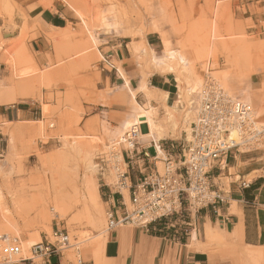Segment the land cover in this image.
<instances>
[{"label": "rangeland", "instance_id": "rangeland-1", "mask_svg": "<svg viewBox=\"0 0 264 264\" xmlns=\"http://www.w3.org/2000/svg\"><path fill=\"white\" fill-rule=\"evenodd\" d=\"M65 1L74 8L78 23L46 33V45L41 51L30 45L33 35L24 25L20 27L18 37L8 39L2 36L0 24V113L17 106L30 112L28 117L20 115L15 121L0 117V215L3 213L4 219L13 225H7L0 217V234L16 235L23 244L30 236H39L41 240L43 236L50 238L55 228L64 229L71 246L63 250V254L77 261V254L91 249L90 244L97 235H106V213L110 203L104 196L105 182L115 183V169L111 162L104 172L97 166L88 170V158L68 151L63 142L85 143L96 154L92 157L95 164L97 153H110L107 148L111 146L110 142H98L103 134L102 120L98 116L89 118L97 112L95 106L99 104L101 94L114 90V84L118 83L114 69L104 59L110 60L116 68L120 67V62L110 59L108 54L126 45L129 55L137 61L142 79L154 71L175 74L178 91L182 90L188 96L184 106H178L175 124L165 120L163 103L166 100L160 94L150 103L156 110V121L163 127L159 140L162 147L169 146L170 142L182 144L185 138L189 139L208 61L213 78L220 80L231 97L248 103L256 120L262 124L264 0ZM11 15L0 8L2 21L9 20ZM212 42L225 43L232 49L229 53H218L215 60L208 51L205 50L206 55L203 51V44L211 45ZM201 51L204 52L202 58ZM237 56L241 59L239 68L230 63ZM164 57H169L172 70L155 66L154 58ZM193 58L199 79L195 88H192L194 82L189 75ZM17 85L21 86L20 90ZM14 97L17 98L12 102ZM136 97L140 105L148 107L142 93ZM258 97L261 104L256 109ZM191 98L194 108L191 115L185 117L186 103ZM171 103L172 100L165 104ZM128 113L126 119L132 114L130 108ZM90 120L92 122L87 125ZM142 131H147L145 125ZM146 141L149 139H139V144L146 146ZM235 155L238 167L252 169L245 179L264 177V146L228 156L227 164L235 163ZM162 165L157 162L159 171ZM229 173L235 175L234 180L239 178L235 168H230ZM224 175L223 170L220 181L227 186L231 179ZM89 177H94L97 182L101 207L100 215L93 218H87L83 205L77 202L78 188L82 190L84 180ZM121 191L129 206L127 190ZM55 201L63 202L64 207H57ZM262 236L256 247H237L236 264H264V257L252 259L248 255L249 249L264 250V233ZM220 241H216L217 244Z\"/></svg>", "mask_w": 264, "mask_h": 264}, {"label": "built area", "instance_id": "built-area-1", "mask_svg": "<svg viewBox=\"0 0 264 264\" xmlns=\"http://www.w3.org/2000/svg\"><path fill=\"white\" fill-rule=\"evenodd\" d=\"M104 61L114 68L112 63ZM197 97L196 118L189 139L185 138L182 144L171 142L168 149L159 144L161 151H158L155 143L150 141L153 154L149 155L146 150L150 145L140 146L139 129L132 128L111 153L97 155L100 172L113 162L116 181L113 185L105 182V187L114 188L120 195V210L109 208L106 213L107 229L124 224L148 228L151 223H163L172 230L169 235L172 239L181 240L190 236L188 227L192 226L193 216L199 210L206 207L215 210L225 202L224 190L215 181L217 175L214 176L212 171L224 170L228 156L242 150L260 149L264 142V127L254 123L253 109L248 103L231 97L213 80L208 67ZM232 129H236L241 143L226 138ZM137 160L141 161L140 166L146 162L151 168L139 171L140 175L132 180L135 167L139 169ZM158 161L163 164L160 171ZM121 189L127 190L129 206ZM70 246L67 231L59 228L52 231L50 238L45 237L25 250L18 236L0 234L4 264H50L53 257L61 256ZM77 256L80 263L79 254Z\"/></svg>", "mask_w": 264, "mask_h": 264}, {"label": "crops", "instance_id": "crops-1", "mask_svg": "<svg viewBox=\"0 0 264 264\" xmlns=\"http://www.w3.org/2000/svg\"><path fill=\"white\" fill-rule=\"evenodd\" d=\"M9 1L14 7V11L9 20L2 21L0 19L2 36L8 39L18 37L20 27L24 25L26 31L33 35L30 45L33 49H35V46L38 47V51H41L46 45V33L65 29L68 24L73 26L78 23L73 9L65 0ZM167 45L169 47V44ZM108 56L110 59L120 62V67L129 79L130 87H137L142 79L141 71L135 58L129 55L126 45L125 48L115 49ZM113 69L117 75L118 83L114 84L115 89L112 90V93L110 91L101 94L99 104L95 106L97 112L89 118L98 116L99 120L110 127H119L129 115V105H126L128 104V91L121 86L123 79L118 76L115 66ZM111 78L112 75H110V80H112ZM146 80L150 88L167 93V103L170 100H172L170 105L174 103L178 88L175 74L172 71H165L164 73L154 71L147 76ZM29 114L30 112H25L23 108L17 106L16 108L12 107L11 110L6 109V111L0 113V117L1 119L6 118L8 121H15V118L18 120L20 115L26 118ZM148 139L146 146L151 144L150 141H153L151 138ZM1 140L2 138H0V142ZM141 141H145V138H142ZM164 148L168 149L169 146ZM146 152L149 155L153 154L152 145L149 146ZM144 161L146 160L144 159ZM227 161L228 158L225 163V168H227H224L226 172L224 176L231 179L227 186H224L220 181L223 170L219 172L214 169L212 171L214 176L217 175V184H220L224 190L225 202L215 210L212 207L199 210L193 216L192 226L188 227L190 236L181 240L172 239L169 236L172 230L163 223H151L148 228L129 224L110 228L105 232L106 240L102 247L103 250L100 252L98 264H236L237 247L242 245L255 246L256 242H259L263 237L264 177L257 176L247 180L245 178L251 172V167H238L236 155L233 157L235 163L227 164ZM137 163L139 169L135 167V172L131 175L132 180L140 175L139 171L145 172L151 168V164L146 162L144 166H140L141 161L139 160H137ZM230 168H235L236 174L239 176L238 179L234 180L235 175L229 173ZM242 182L248 183V185L242 186ZM121 194L125 200L122 191ZM104 196L107 197L106 200L110 203V209L120 210V195L118 192L106 187ZM179 224H182V222H179ZM207 224L219 227L218 229L224 233L222 244L215 242L213 245H206L205 229ZM235 230H237L236 236L233 235ZM192 232H195L194 241L191 236ZM44 238L45 236L41 239ZM230 242L233 244H230ZM79 256L80 263L78 260L74 261L67 258L62 253L59 257H53L50 264H97L91 249L82 250ZM0 264L4 263L1 262Z\"/></svg>", "mask_w": 264, "mask_h": 264}, {"label": "bare ground", "instance_id": "bare-ground-1", "mask_svg": "<svg viewBox=\"0 0 264 264\" xmlns=\"http://www.w3.org/2000/svg\"><path fill=\"white\" fill-rule=\"evenodd\" d=\"M0 8L4 12H6V13H13V11H14V7H13V5L11 4V2L9 0L0 1ZM77 12H78V10H77ZM205 41H208V40H205ZM204 43H207V42H204ZM167 44H168V42L166 41V44H165L166 49L168 47ZM223 44H225V43L218 44V43H213L212 42L211 45H205V44H203L205 47L203 46L204 50H203V48H202V50L205 52V55L207 54L206 51H208V53H210L211 56H213L214 59L216 60L218 58V56H219L218 53H229L231 51L230 50L231 47L226 46V44L225 45H223ZM171 52H173V51H171ZM204 52H202V54H200V55H202L201 58L203 57ZM167 56H169V55H167ZM194 58L190 62V72H189L190 77L193 79L191 81L194 82V85H193L192 88H195V85H197L198 82H199V79L197 77V68H196L197 65H196V63L194 61ZM198 58H197V60H198ZM239 59L240 58H238V56H237V58L235 57L234 61L233 60H230L231 66H233L235 68L236 67L237 68L241 67V59L240 60ZM168 61H169V57H164V58H160V59H158V58L155 59L154 58L155 66L158 69L160 68V69H163V70L164 69L172 70L171 65L168 63ZM209 64H210L209 61L207 62V64L205 63L206 67H208L210 69ZM116 69H117L118 76L123 79V83H122L121 86L122 87H125L127 89V91H128V104H126V105H129V108L131 109L132 114H131L130 117H128L127 119H125V121H123V123L121 125H119V127H109L107 125H104V123L102 122V127H101L102 130L101 131H102L103 134H102V137L99 138V141L98 142H100V140H102L101 143H103V141L110 142L111 143V146H108L107 148H109V151L111 153L112 149H116L117 148L116 145L117 144H120V142L123 140V138L125 136V133L129 129L137 128V129H139L138 137H140L138 139L151 138L155 142L156 147H158V151H161V148L159 147V140L162 139V128L163 127L161 126L160 123H158L156 121V118H155L156 110H155L154 107L151 106L150 103H151V101L157 99L156 98L157 97L156 96L157 94H160L162 96L163 100L165 101L166 100L167 93H165L163 91H159L158 89H152V88H150L148 86V83H147V81H146L145 78H143V79L140 80V82H139V84H138L137 87L131 88L130 85H129V79L125 75V73L122 70V68L121 67H117ZM225 70H226V72H228V68L227 69L225 68ZM158 71H160V70H158ZM212 75L210 74V76L213 78ZM213 80L215 82H217L220 86H222L221 85L222 83L220 82V80L217 79L215 76H214ZM20 88H21V86L20 85H17V89L20 90ZM222 88L224 89V86H222ZM224 91L226 92L225 89H224ZM14 92H16V91H14ZM190 92H193V91H190ZM18 93H20V92H18ZM111 93H112V91H111ZM138 93H142V95L145 97L146 102H147L145 104H148V107H146L145 105H144L145 106L144 107L143 105H140L137 102L136 96H137ZM15 94H17V93H15ZM185 97H188V96L184 95V92L182 90H179L178 93H177V95H176V97L174 98V103L172 105L165 104L166 102L163 103V106H164V108L166 110V115H165L166 116V119L165 120H167L170 123L172 122V124H175L176 117H177V109L179 108L178 106H180V105L181 106H184V102H186V100H184V99H186ZM16 98L15 97L12 98L13 99L12 102H14ZM192 98L187 100V103H186L187 105H186V108H185V111H184L185 117L186 116H190L191 115V111L194 108V106H192V101H191ZM260 101H261V98H259L258 102H256V104H255L256 105V109L259 107V104H261ZM41 121L42 120H39V122H41ZM253 121H254L255 124L262 125L264 127V123L261 124V122H259V121L256 120V114L255 113H254V119H253ZM91 122H92V120L88 121L87 122V125H89ZM144 125L147 128V131H145V132L142 131V127ZM226 138L232 139V141H234L235 143H241V139L239 138L236 129H232L230 131V133L228 135H226ZM96 139L98 140V138H96ZM63 145H67L66 149H68V151H70V152H74L75 154H77L79 156L85 155V157L88 158V166L86 167L88 170H92V169H94L97 166V164H95L94 162H92V157H94L93 156V154H94L93 149L90 150V148H88V146L85 143H83L81 141H75V140H73L71 142H63ZM263 146H264V142H263L262 145H260V148L263 147ZM97 150H99V149H97ZM242 151H244V150H242ZM248 151H250V150H248ZM94 155H96V154H94ZM97 155H98V153H97ZM118 156H119V158H121L120 154H118ZM158 162H160V161H158ZM216 180H217V178H216ZM78 189L80 190V191H78L80 193H79V196L77 195L78 192L76 193V195L78 196L77 197V202H79L80 204L83 205L84 210H85L84 212H85L86 217L87 218H93V217H97L98 215H100V213H101V207H100V203H99V199H98L97 182L94 179V177L86 178L84 180V185L82 186V190L80 188H78ZM76 191H77V189H76ZM55 202H56V206L57 207H59V208H63L64 207V203L63 202H60V201H55ZM232 210H234V209H232ZM2 214L3 213H1V215H0L1 220L5 221L7 225L13 226L10 222H8L9 220H7V218L4 219L5 215H2ZM218 228L219 227H213L210 224H207L206 225V229L205 230H206V240H207L206 245L207 246L208 245L209 246L210 245H213V244H215L216 241H218L220 239L221 240L223 239L224 233H222V231H220ZM14 229L17 230L16 227ZM19 231H20V229H19ZM16 232H18V230ZM233 235L234 236L237 235V230H235L233 232ZM191 236H192V240L194 241L195 240V232H192V235ZM231 239L233 240V238H231ZM235 239H237V238H235ZM24 240L25 239H23V241ZM105 240H106V235L105 234L104 235L99 234V235H97L94 238V240L90 244L93 257H94V259H95V261H96L97 264L99 262L98 257L100 255V252L103 250L102 247L104 246ZM38 241H40V237L39 236H33V237L30 236V237H28L24 241L23 244L21 242L22 249L23 250L28 249L31 244H33L35 242H38ZM220 242L222 243L223 240L220 241ZM227 243H229V242H227ZM230 244H233V243L230 242ZM248 253H249L248 254L249 257L252 258V259L264 257V250L263 251H259V250L256 251V250L249 249L248 250Z\"/></svg>", "mask_w": 264, "mask_h": 264}]
</instances>
